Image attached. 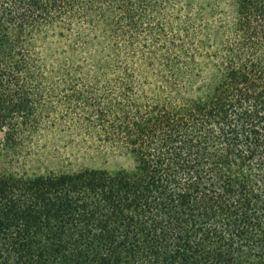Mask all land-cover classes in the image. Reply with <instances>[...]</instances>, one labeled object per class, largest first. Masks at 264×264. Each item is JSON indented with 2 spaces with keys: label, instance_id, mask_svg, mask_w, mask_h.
I'll use <instances>...</instances> for the list:
<instances>
[{
  "label": "trees",
  "instance_id": "16d2710c",
  "mask_svg": "<svg viewBox=\"0 0 264 264\" xmlns=\"http://www.w3.org/2000/svg\"><path fill=\"white\" fill-rule=\"evenodd\" d=\"M171 1L0 0V264H264V0ZM140 39L158 62L123 55ZM64 75L117 83L82 102L114 168L28 176Z\"/></svg>",
  "mask_w": 264,
  "mask_h": 264
},
{
  "label": "rangeland",
  "instance_id": "374dc122",
  "mask_svg": "<svg viewBox=\"0 0 264 264\" xmlns=\"http://www.w3.org/2000/svg\"><path fill=\"white\" fill-rule=\"evenodd\" d=\"M195 1L196 3L203 2V0ZM175 4H177L176 11H174ZM166 6H168L167 10L169 11L164 16L166 22L186 21L187 18L180 7L179 0L173 1V4L172 1L168 2ZM161 24H163V20H161ZM200 26L201 23L195 22L190 24L187 29L191 32ZM171 30L166 26H160L158 31L161 40H177L176 27L173 28L174 31ZM159 42L151 43L140 39L135 50H133L134 53L131 50H127L122 54L132 57L135 61L144 60L156 63L161 59L163 53V45ZM185 44H188V41ZM118 46L121 48L120 44ZM137 48L139 50L136 51ZM155 70L153 69L150 72L155 73ZM49 76L44 74L45 78ZM84 76H55L50 78L51 80L48 82L46 80L43 83V114L39 118L35 134L30 138V144H26L25 149L30 151L29 155L28 157L20 158L21 160H13V163L19 168V172L28 176L47 174L48 172L58 174L59 172L72 171L85 165L100 166V163L108 169L114 168L111 161L106 160L107 163H102L105 160L106 150L96 152L97 150L94 146L99 140H102V137H99L98 133L93 131L98 122L95 117H91L90 107L93 106L92 102L85 106H83L82 102L86 99L107 98L112 94H116L117 91L113 87L117 83L102 78L95 82L87 81ZM105 76L111 79L115 75L108 74ZM104 87L106 89H103ZM79 97L82 101H78ZM1 138L2 133H0ZM91 145L93 146L90 148Z\"/></svg>",
  "mask_w": 264,
  "mask_h": 264
}]
</instances>
